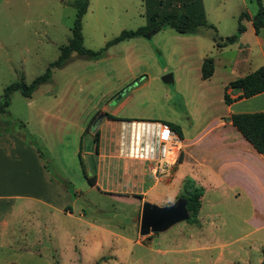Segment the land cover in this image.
<instances>
[{
    "label": "rangeland",
    "instance_id": "1",
    "mask_svg": "<svg viewBox=\"0 0 264 264\" xmlns=\"http://www.w3.org/2000/svg\"><path fill=\"white\" fill-rule=\"evenodd\" d=\"M73 1L0 0V99L8 84L19 79L31 82L57 59L71 35ZM201 3L214 28L200 27L189 35L167 27L149 39L135 37L111 45L99 59L72 53L65 65L52 68L51 79L30 97L19 91L10 94L6 112L0 113V131L28 135L25 138L40 150L53 173L72 178L79 194L73 202L74 217L53 211L51 220L61 230L53 228L39 242L31 243L33 229L20 215L14 224L24 222L25 227L21 232L14 227L16 236L8 238L14 242L0 243V264H264V161L244 148L240 164L226 161L221 148L225 132L216 127L217 115L228 113L224 85L254 63L239 68L236 60L244 57L243 47L238 43L217 47L216 42L236 32L241 11L254 14L258 5L256 0ZM144 11L143 0H88L81 18L83 46L97 50L122 30L144 25ZM248 37L247 33L244 38ZM204 57L214 60L213 76L207 80L200 78ZM167 73L172 74L171 84L161 80ZM120 92L124 94L119 102L128 97L120 115L181 126L186 146L176 177L193 175L204 187L198 225L186 220L151 233L155 235L138 234L136 200L115 193L146 190L149 201L167 190L154 182L141 162H119L121 171L124 163L131 171L141 169L144 175L139 178L103 174L104 170L100 185H86L82 164L93 172L96 161L86 154L94 153V144L84 130L91 128L93 113L104 116L107 101L109 106L118 105L109 104V97ZM110 124L114 141L119 125ZM78 216L94 219L98 226H88ZM139 217L140 211L138 225ZM15 243L20 250L10 247Z\"/></svg>",
    "mask_w": 264,
    "mask_h": 264
},
{
    "label": "crops",
    "instance_id": "2",
    "mask_svg": "<svg viewBox=\"0 0 264 264\" xmlns=\"http://www.w3.org/2000/svg\"><path fill=\"white\" fill-rule=\"evenodd\" d=\"M262 6L264 8L263 3ZM247 14L249 15V17L253 15L248 11ZM243 24L245 25V30L239 33L237 39L233 43H231H238L239 46L243 47L242 51L245 52V55L242 59L240 58L236 60V66L239 67L240 65L239 68H241L242 64L244 63L250 64L251 61L254 63L251 67H247L245 71H242L241 73H239V76L234 77L233 79L244 76L247 73L258 68L259 66H264V29H260L258 32H255L249 19L243 20ZM197 32L187 34L192 35L196 34ZM247 33L249 37L248 39H245L244 37ZM228 82L223 87V93ZM226 92L231 98H234L238 94H240L241 91L233 90L232 88L228 87L226 89ZM120 93H113L112 95H110L109 98L111 99V102H109V104H117L119 102L118 98H121L124 94ZM127 100L128 97L126 96L124 100L119 102L115 107L109 106L107 101L106 105L102 106L104 116H101L97 119L98 122L96 127L94 128L93 124L97 117L95 116V113H93L91 118V121L93 120L91 128L87 127L84 130V132H90L94 144V153L87 152L86 154L93 155L94 160L96 161V169L93 172L86 171V168H84L82 164V174H84L85 176L84 178L87 182L86 185L88 187H97L98 185H100L101 174L104 170L105 172L103 174H123L124 176H133L137 178L143 176L144 172L141 169H134L131 171L130 166H127L125 163V170H120L119 162L130 160L141 162L144 166L146 165L147 172L152 175L154 182L163 183L165 186H167V190L164 195H152L154 197L149 200V202L151 203L159 201L163 205H167L173 202L178 197H181L180 195L183 194L184 190L187 188L202 187L204 193V187L202 183H200L201 181L197 180L196 178L194 179L193 175L182 174L180 177H176L179 165L184 162V159H182V157L183 155H185L184 148L186 146L181 126L176 122L167 120L135 119L120 115L119 110L122 106H124ZM252 102L258 103V105H253ZM224 104L226 103L224 102ZM226 105L228 113L226 115H217L218 122L216 125L217 128H222L225 132L221 142V148L226 161L232 164H240L242 162L241 159L243 158V152L245 150L249 153H253L257 157H259V159H262L264 161V153H257L238 132V130L231 124V122L226 119L232 113L264 111V92L253 95L251 97L234 100ZM95 110H99V107H97ZM108 115L113 116L117 119H110ZM138 120L165 121L173 123L180 127V130L182 132V136H180L183 139L184 147L177 163L173 168L172 173L168 177L160 179L156 178L151 172L150 163L147 160L132 159L127 156V141L125 140V138H121V133H123L124 136L127 135L126 133L129 129V123L131 121ZM115 121L119 126L116 131V139L113 141L111 135L112 132H110L109 126L111 125L110 123ZM9 130L10 129H5L0 131V243L14 242L11 239H8L10 237L16 236L14 234V227H17L18 232H21V230L25 227L24 222H20L17 226L14 224L15 221L17 222V218L20 217V215L26 217V223L31 229H33L34 239H32L31 243H36L40 241L44 234L49 233L50 235L53 228H57L58 226L61 230L58 222H54L51 220L53 211L69 216L70 218L74 217L73 202L74 200H76L79 194V189L74 187L75 184L73 183V179L68 175H64V177H61L53 173V171L47 164L48 160L45 159L42 154H40L41 152L39 153L34 143H31L29 140H27L19 130H16V133ZM96 131H98V138L95 141L94 133ZM34 136L37 138V140H39L40 143V138L37 135ZM82 136L83 135H81V138ZM63 140L65 141V137L63 138ZM59 141L60 143L62 142V140ZM81 142L82 139H80V144L78 147L79 156L82 154ZM192 142H195V140H193ZM192 145H194V143L187 144V146ZM80 162L82 163L81 157ZM92 175L95 176L94 185H90L87 180L88 177ZM187 176H190V178H188ZM206 178L209 180H213L211 174H207ZM62 180L66 181L70 185V187L68 188L64 183H62ZM173 181H175L176 183H174ZM69 193L72 195H70ZM115 194H117V196L125 195L136 200L137 216L135 218V225L136 228L138 226L139 234L138 212L140 211L141 213L142 203L144 201H147L145 197L146 190H132ZM68 195L70 196V198ZM66 209H69L70 211H67ZM82 216H78L77 220L83 221L84 224L91 227L98 226L94 219H84V217ZM59 222L60 224H65L64 220H61ZM23 233L24 235L26 234L25 232ZM147 235L149 236L155 234L149 233ZM151 237L153 239L154 236ZM18 240L15 242H18ZM137 242H139V240H137ZM16 244L17 243L11 245L10 247L16 250H20L21 248L15 246Z\"/></svg>",
    "mask_w": 264,
    "mask_h": 264
},
{
    "label": "trees",
    "instance_id": "3",
    "mask_svg": "<svg viewBox=\"0 0 264 264\" xmlns=\"http://www.w3.org/2000/svg\"><path fill=\"white\" fill-rule=\"evenodd\" d=\"M143 1L145 8L144 15L146 18L144 25L135 29L122 30L118 35L109 39L103 47L97 50H92L83 46V35L81 31V18L87 9L88 0H74L72 5L76 9V16L71 27V35L68 42L60 46L59 56L55 61L48 65L42 74L36 76L31 82L26 83L23 79H19L8 84L4 88L3 98L0 99V113L6 112L9 105V96L13 91H19L22 96L27 98L30 97L41 84L47 83L51 79L52 68H60L65 65L70 60L72 53L82 55L88 59H99L103 56L104 51L111 45L135 37L149 39L167 27L178 33H195L200 27L214 28V26L211 23H208L204 17L201 0ZM256 3L258 5L256 13L249 17L247 12H240L237 18L236 32L226 36L222 42L215 41L217 47H224L233 43L237 39L238 34L245 30V25L243 24V20L245 19L251 21L255 32L264 29V8L260 0H256ZM213 71V58L205 57L200 67L201 78H210ZM228 87L233 90H240L241 92L236 97L231 98L226 92ZM262 92H264V66H259L246 75L229 81L224 89L223 101L228 104L234 100L251 97ZM108 117L110 119H117L110 115H108ZM226 119L231 122L257 153H264V111L232 113ZM167 123L182 136L179 126L170 122ZM20 125L23 126L22 123ZM25 137H28V135H25ZM97 138L98 131L94 133L95 141ZM30 142L32 143V141ZM38 151L40 153L39 149ZM87 180L90 185L95 184L94 175L88 177ZM61 182L68 188L70 187L66 181L62 180ZM180 196L187 199V210L189 213L187 221L198 225L199 221L197 215L201 206L203 188H187Z\"/></svg>",
    "mask_w": 264,
    "mask_h": 264
},
{
    "label": "built area",
    "instance_id": "4",
    "mask_svg": "<svg viewBox=\"0 0 264 264\" xmlns=\"http://www.w3.org/2000/svg\"><path fill=\"white\" fill-rule=\"evenodd\" d=\"M126 134L121 133V138L127 141L126 154L129 158L147 160L151 172L158 179L172 173L184 142L167 122L131 121Z\"/></svg>",
    "mask_w": 264,
    "mask_h": 264
},
{
    "label": "water",
    "instance_id": "5",
    "mask_svg": "<svg viewBox=\"0 0 264 264\" xmlns=\"http://www.w3.org/2000/svg\"><path fill=\"white\" fill-rule=\"evenodd\" d=\"M161 80L165 84L173 83L172 74L163 75ZM97 119L93 124L94 128L97 125ZM188 218L187 199L184 197H178L163 206L144 201L140 213L139 234L145 236L149 233L162 232L178 222L188 220Z\"/></svg>",
    "mask_w": 264,
    "mask_h": 264
}]
</instances>
